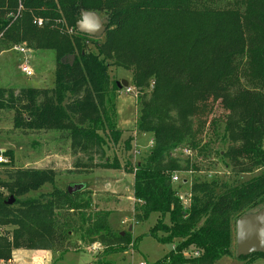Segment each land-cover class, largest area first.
Masks as SVG:
<instances>
[{
    "label": "trees",
    "instance_id": "trees-1",
    "mask_svg": "<svg viewBox=\"0 0 264 264\" xmlns=\"http://www.w3.org/2000/svg\"><path fill=\"white\" fill-rule=\"evenodd\" d=\"M217 1L0 0V42L56 54L53 88H27L18 95L0 88V109L15 110L17 128L68 133L73 154L84 158L75 168L84 169L82 174L125 170L107 152L123 138L117 127L121 81L114 73L133 74L140 90L136 130L154 140L145 160L126 164L134 175L135 219L143 223L157 214L150 235L177 246L156 264H219L232 255L234 215L262 202L264 207V0H240L226 8ZM83 13L106 18L104 41L77 31ZM217 103L224 116L211 122L214 141L203 144V119ZM133 142L126 141L127 152ZM215 144L226 148L215 153L232 169L228 179L173 182L175 174L199 171L175 152L187 146L207 158ZM4 154L9 163L0 164V229L14 230L0 235V261H11L18 250L64 248L77 225L74 214L79 229L86 228L83 237L107 246L93 264H112L104 260L107 254L137 248L131 233L111 230L110 212L88 213L89 192L70 195L56 186L55 170L15 169L14 153ZM257 170L259 176L244 177ZM45 186L53 190L24 199ZM186 186L192 194L188 211L180 199ZM191 248L202 256L186 260L183 252ZM260 258L264 255L239 259L252 264Z\"/></svg>",
    "mask_w": 264,
    "mask_h": 264
},
{
    "label": "rangeland",
    "instance_id": "rangeland-1",
    "mask_svg": "<svg viewBox=\"0 0 264 264\" xmlns=\"http://www.w3.org/2000/svg\"><path fill=\"white\" fill-rule=\"evenodd\" d=\"M240 0H219L215 3L217 7L226 8ZM101 20V26L107 25L104 16L98 15ZM105 35L98 38L104 41ZM0 42V88L13 89L18 95L23 89H51L55 84L56 54L51 50H37L35 48L24 47L31 55L26 56L16 52V46H8ZM26 57L28 58L26 61ZM28 63L33 70V76L28 77L22 73L20 67L23 63ZM119 81H127L132 93H127L124 88L117 97V127L123 132V138L120 144L115 148L108 149L107 155L114 159L117 157L125 170H93L89 173H83L81 169H75L78 161L84 160L83 156H75L71 149V143L68 133L55 130L49 131H27L17 128L15 125V110L0 109V150L12 151L14 153L15 169L35 168V169H56V186L59 189L66 190L71 186H83L91 194L92 208L89 214L98 212H110L109 227L118 234L131 233L133 239L137 241V248H132L123 253L107 254L104 257L106 262L112 264H137L139 262L156 263L166 257L173 249L172 245L162 244L150 235V230L159 220L157 214H153L150 219L143 223H138L135 219L138 202L134 199V178L126 167L128 162L136 165L145 160L149 155L152 146L151 136L138 134L136 122L138 119V90L133 85V74L123 69H117L114 73ZM224 116V111L217 103L209 113L205 114L203 121H206V127L201 137L203 144L208 141H214L211 122ZM132 138L131 152L125 150L126 141ZM213 138V139H212ZM214 149L208 152L207 158L201 156L197 151H192L184 146L174 153L175 157L183 160L189 159L191 163L196 164L199 171L190 173H180V181H193L195 177H230L232 169H226L223 163L217 157L215 151L226 149L220 144H215ZM192 151L191 156H187L184 151ZM139 152V154H137ZM261 171H255L252 174L245 175L246 179L257 177ZM116 180L122 181V187L116 188ZM108 184L111 186L108 187ZM108 187V188H106ZM189 186L184 187L183 193L188 191ZM53 190L52 186H45L43 190L34 192L26 198H38L42 193H49ZM5 195L9 194L5 191ZM249 212H255L262 208L263 202L257 204ZM243 214V213H242ZM242 214H236L232 218L233 243L230 257H224L219 264H247L237 257V221ZM73 215V214H72ZM76 227L71 233L64 248L56 247L52 251H34L20 250L16 252V262L13 264H93L98 257L104 253L107 246L100 242L97 249L89 242V238L83 237L84 229H79L82 223L78 219V214H74ZM166 219V223H168ZM13 228L0 229V235L12 233ZM163 236L162 233L159 234ZM65 251V253H63ZM14 256V255H13ZM252 264H264V258L257 259Z\"/></svg>",
    "mask_w": 264,
    "mask_h": 264
},
{
    "label": "water",
    "instance_id": "water-1",
    "mask_svg": "<svg viewBox=\"0 0 264 264\" xmlns=\"http://www.w3.org/2000/svg\"><path fill=\"white\" fill-rule=\"evenodd\" d=\"M76 28L80 34L94 39L106 33V26H101V20L95 13H83ZM71 61L74 62V57ZM128 87L127 81L120 82V90ZM83 188V186H71L67 191L71 195L82 191ZM14 202L15 198L10 197L8 204L13 205ZM124 235L123 233L122 236ZM254 254L264 255V207L242 215L237 221V257H249Z\"/></svg>",
    "mask_w": 264,
    "mask_h": 264
},
{
    "label": "built area",
    "instance_id": "built-area-1",
    "mask_svg": "<svg viewBox=\"0 0 264 264\" xmlns=\"http://www.w3.org/2000/svg\"><path fill=\"white\" fill-rule=\"evenodd\" d=\"M35 24H37L39 27L43 26L44 24V21L43 20H36ZM72 32V31H71ZM16 52H19L21 54H24L26 56H29L30 53L27 52V50L22 47V46H19V47H16L15 48ZM28 58L26 57V61ZM21 71L23 74H25L26 76L28 77H32L33 76V70L29 67L28 63H23L20 67ZM127 93H132V89L130 87H128L126 89ZM151 146L153 147L154 145V140L152 139L151 142H150ZM184 153L187 155V156H191L192 155V151L190 150H185ZM137 154H139V152H137ZM9 161L7 159V157L5 156L4 154V150H0V164H8ZM180 177L178 174H175L173 176V182L174 183H179L180 182ZM180 199L183 203V206H184V210L185 211H188L191 207V202H192V194L190 193V191H187L186 193H180ZM176 248L177 246H173V251H176ZM93 249L96 250L97 249V244H94L93 245ZM202 256V252L200 250H197L195 248H191V249H188V250H185L183 252V257L186 259V260H196L198 258H200ZM16 255L13 256V259H12V262L15 263L16 262ZM137 264H150L148 262H139ZM152 264H156V263H152Z\"/></svg>",
    "mask_w": 264,
    "mask_h": 264
},
{
    "label": "crops",
    "instance_id": "crops-1",
    "mask_svg": "<svg viewBox=\"0 0 264 264\" xmlns=\"http://www.w3.org/2000/svg\"><path fill=\"white\" fill-rule=\"evenodd\" d=\"M30 53V55H31V52H29ZM40 89V88H39ZM45 89H47V88H45ZM152 138V137H151ZM153 139V138H152ZM151 139V140H152ZM53 170H55L56 171V169L55 168H52ZM132 177L134 178V175H132ZM108 187H110V190H111V186L108 184ZM108 187H106V188H108ZM122 187V181L120 182V180H116V188H121ZM87 189V188H86ZM86 189H82V191L84 192V191H87ZM133 191H134V189H133ZM20 250H18V251H15L14 252V256H15V253L16 252H19ZM0 264H13V262H12V260L11 261H9V262H4V261H0Z\"/></svg>",
    "mask_w": 264,
    "mask_h": 264
}]
</instances>
